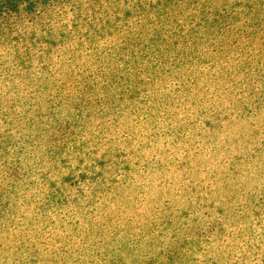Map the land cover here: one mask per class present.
<instances>
[{"label": "rangeland", "instance_id": "rangeland-1", "mask_svg": "<svg viewBox=\"0 0 264 264\" xmlns=\"http://www.w3.org/2000/svg\"><path fill=\"white\" fill-rule=\"evenodd\" d=\"M214 22L236 32L216 38L227 44L203 85L156 96L168 105L153 117L131 107L157 92L160 61L185 58ZM17 31L20 47L0 40V264H80L85 243L112 248L100 264H145L144 249L188 228L211 236L201 245L214 243L217 264H264V89H237L246 74L264 85V0H38ZM251 59L231 75L217 64ZM111 69H128L145 103L117 104L115 118L99 108ZM82 171L98 175L93 190L65 188L47 206L50 181Z\"/></svg>", "mask_w": 264, "mask_h": 264}, {"label": "trees", "instance_id": "trees-1", "mask_svg": "<svg viewBox=\"0 0 264 264\" xmlns=\"http://www.w3.org/2000/svg\"><path fill=\"white\" fill-rule=\"evenodd\" d=\"M38 4V0L31 1V0H0V40L3 38H7L11 44H13L15 47H20L22 44L21 39L18 36H13V34L16 35H22L24 37V34H22L20 31H17L18 24L22 22L25 18L30 15V13H34L36 6ZM233 14V12L231 13ZM216 25H210L211 33L209 35H205L204 33L199 36V40L196 43V48H193V52L186 54L185 58H176L173 59V57H166L163 61H160L161 63H164L165 69L164 72L161 70L152 74V78H148V80L153 79V81H159L155 87H152L153 89L157 90L156 93L151 92V88L147 90V100L146 105L144 106H131L136 107L139 109L142 107V110L145 109V113L149 114V116H152L151 111L155 109L156 105H159L160 107L166 108L168 105L167 98L169 97V93L172 89L175 90L176 93L182 94L183 90H189L191 87H188V83H198L200 85H203V80L205 79V76L207 75L208 70V60L211 58L212 55H218V53L225 48V45L227 44V40L223 41V45H219V43L216 41V38L218 36H231L234 37L236 32V27L234 26V23H231L229 26L225 25H218L216 22H214ZM228 39V38H227ZM223 40V39H222ZM237 39L234 41V45L236 44ZM157 46L162 45L159 40L156 42ZM160 44V45H159ZM157 52L160 50L157 49ZM123 58V56H122ZM15 59L19 61L20 63H23V56L22 55H16ZM249 62H253V59L248 61V63L236 62L233 65L230 64L229 61H227L224 65L223 63L218 60L219 66L221 67L220 73H222L223 69H226L229 71V75L233 74L231 72L232 68H235L236 65L239 66L240 69L244 70L246 65H249ZM128 62H126V65ZM128 66V65H127ZM217 65H212L213 69H216ZM114 75V79L107 81L106 77H103L102 82V88H103V95L100 97V107L101 108V114H103V110L105 108H108V110L113 113V117H117L123 115L122 112H119L113 108V106H116L117 104H122L123 106H127L129 103H132L135 105V102L145 104L143 102V95L144 93H140L139 91H143L139 85L134 88L138 90L137 92L134 89H131L130 82L132 81L131 76L128 72V69H124L122 72L117 71L116 74L115 69H111ZM159 70V69H158ZM203 74V75H202ZM143 75V74H141ZM213 75L215 73L213 72ZM252 76L249 74L245 75L244 79L239 80L238 82V90L239 92H242L246 89L247 85L250 83L251 85H255L254 91H258L259 89H264L263 82L260 81V79H253ZM136 81V78H135ZM206 84H204V87ZM119 90V91H118ZM106 91V92H105ZM118 91V92H117ZM110 94V95H109ZM163 94H166L167 98L159 101L155 100V97L161 98ZM2 97H8L7 95H4ZM242 97H249L253 98L251 95L246 96L245 94L242 95ZM94 107V106H93ZM127 110L128 108H124ZM105 111V110H104ZM89 116V115H88ZM105 116V115H104ZM76 134V133H75ZM3 134L0 133V141L1 139H5L9 142V138H4L2 136ZM65 137L62 138L64 140ZM58 140L56 137H49L47 139V146L50 149H57L58 147H63L62 145L55 144V142H63V141H56ZM209 142V141H208ZM91 153V151L89 150ZM82 155L79 154L77 156L78 158ZM88 157L87 160L83 159L84 157L79 158V165L83 166L85 165L86 168H89V165L91 159V155L85 156ZM103 163V162H102ZM105 163V162H104ZM95 164H92V167ZM235 166H231L229 171L231 173L236 172ZM79 170H83L80 167H77ZM27 177V173L22 175V178ZM98 177V175L94 174L91 177L82 171V173H78V179L74 177L73 174L68 175L67 177H64L61 181V184L57 181L51 180L49 185V193L47 194V206L50 205L51 201L54 200V198L57 195L63 196L64 194L61 193L64 192L65 188L70 189H77L76 192H81V189H79V185H86L88 190H93V186L95 184V180ZM57 184V185H56ZM69 196V195H67ZM58 199V198H57ZM77 201V199H75ZM56 202V200L54 201ZM53 202V203H54ZM78 202V201H77ZM189 203L192 205L193 203L189 200ZM57 204L63 207L65 205V201L59 200L57 201ZM191 213H189L190 215ZM186 226V225H185ZM136 235L137 234H132ZM207 239L201 238L197 233L192 234V229L188 228L186 231L183 232V234L178 237V240L176 242V239L173 244L171 243H161L160 249L158 248V245L155 244L154 249H144L145 253V264H207L208 262L212 261L211 264H217V262L220 260L219 253L218 257L214 258L212 253L214 252V243L210 247H206V249L202 248V245L204 242L208 239H211V236L206 237ZM146 239L142 238V235H140V238L138 239V243L142 244ZM150 240H153V234H150ZM196 244H199L196 247ZM86 249L90 251V253L85 256V258H82L80 264H100L99 262H96L94 259L95 257H99L103 260L104 256L111 251V247L101 246L99 248L94 247L92 244H87ZM199 247V248H198ZM134 248H138L137 246ZM132 248V249H134ZM178 248V253H175L173 250ZM131 249V248H130ZM154 252L153 250H156ZM86 252V251H85ZM99 252H104V254H100ZM82 256V252H81ZM199 256V257H198ZM121 256L118 254H114L109 259H104L101 264L106 263L107 264H114L115 259H119ZM67 262L70 261V258H64ZM168 259V260H167ZM184 260L182 263L181 260ZM117 264H121L120 262H117Z\"/></svg>", "mask_w": 264, "mask_h": 264}]
</instances>
